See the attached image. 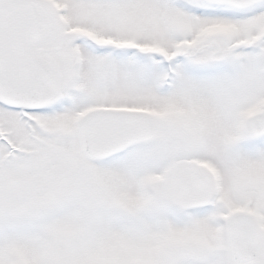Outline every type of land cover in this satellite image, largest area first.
<instances>
[{"label":"snow or ice","instance_id":"snow-or-ice-1","mask_svg":"<svg viewBox=\"0 0 264 264\" xmlns=\"http://www.w3.org/2000/svg\"><path fill=\"white\" fill-rule=\"evenodd\" d=\"M0 264H264V0H0Z\"/></svg>","mask_w":264,"mask_h":264}]
</instances>
